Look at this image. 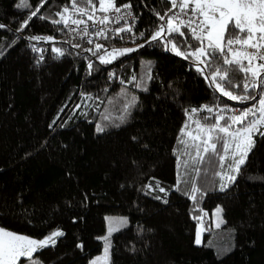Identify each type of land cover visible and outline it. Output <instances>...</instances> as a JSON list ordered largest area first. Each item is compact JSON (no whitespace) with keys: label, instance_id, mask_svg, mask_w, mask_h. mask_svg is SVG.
Listing matches in <instances>:
<instances>
[{"label":"trees","instance_id":"16d2710c","mask_svg":"<svg viewBox=\"0 0 264 264\" xmlns=\"http://www.w3.org/2000/svg\"><path fill=\"white\" fill-rule=\"evenodd\" d=\"M113 2L131 3L136 31L145 34L144 40L161 22L157 13L171 8L165 0ZM19 3L0 0V24L7 25L0 29V227L34 239L62 231L55 246L34 255L40 264H89L102 250L108 216L128 220L127 227L111 233V264H264V137L254 136L245 164L226 190L211 191L219 182V143L217 155L205 153L196 162L190 182L199 189L195 199L175 190L176 149L191 110H198L192 120L203 124L208 115L202 110L208 107L242 110L254 102L223 97L196 70L194 60L165 50L162 42L144 43L130 55L101 65L98 56L132 46L107 39L97 55L85 52L95 45L51 22L60 19L56 13L64 7L70 10L66 17L77 14L71 0H47L40 13L48 19L34 17L27 29L17 32L41 0H30V9L18 8ZM94 6L99 15V0ZM88 7L91 11L93 5ZM189 40L200 46L190 35ZM53 47L65 55L56 58ZM144 63L150 76L140 85ZM218 63L237 68L229 76L240 87L228 90L243 95L245 75L239 66L223 65V57ZM242 63L247 66L248 61ZM137 81L139 88L134 86ZM121 87L136 98L122 124L123 112H115L114 102L109 106ZM105 115L120 126L96 134V125L107 122ZM214 115H209L213 119L208 125L215 123ZM217 208L219 227L212 221ZM199 222L205 228L201 245L195 242Z\"/></svg>","mask_w":264,"mask_h":264},{"label":"snow or ice","instance_id":"6c2138e0","mask_svg":"<svg viewBox=\"0 0 264 264\" xmlns=\"http://www.w3.org/2000/svg\"><path fill=\"white\" fill-rule=\"evenodd\" d=\"M47 0H41L40 6H37L35 10H32L25 20L20 22V27L16 29L17 32H23L30 26L33 18H39L41 20L48 19L40 13L41 7ZM166 3L171 4L172 9H179L174 15L159 16L160 21L166 20V27L161 24L157 30H155L150 36L145 37V43L151 44L152 42H162L165 50H170L175 53L176 56H181L184 59H192L196 62V70L208 80L209 84L221 93L223 97L232 101L244 102L253 101L249 107L236 111L229 107H222L214 109L208 107L205 110L208 113L214 115L215 123L208 125L207 122L213 119L212 116H204L202 119L205 123H201L200 120H196L197 129L203 134V139L199 144L193 146L197 150L196 157L193 158L192 163H196L197 160L203 161L205 159L204 153H212L217 155L219 153L218 143L222 145L224 155H219V162L223 172H216L215 175L220 177L222 183L220 190L224 191L229 187L231 182L236 180V175H232V172L239 173L241 166L245 164L248 152L254 145L253 136L259 135L264 137V95H260V89L264 91V64H255V60H264V44L260 43L264 41V0H165ZM85 4V7H78V4ZM88 5H93L92 10L89 11ZM21 9H30L32 6L30 0H20L17 5ZM133 6L131 3H125L122 6H116L113 0H99V10L105 13L104 16L97 18L95 16L94 0H71L72 13H79L80 15L87 16V21H92L91 27L96 28L97 23L101 25H107L109 22L119 24L121 21H127L129 18L135 19L132 11ZM114 11L118 15L110 17L107 15L109 11ZM69 8L64 7L62 12L56 13L60 19H53L51 22L56 25L64 24L68 27L69 21L73 25H84L80 31L83 35L81 39L87 38V42L92 44L94 41L91 39L89 32V25L86 20L75 19L72 15L66 17L65 14L69 13ZM7 28V25L0 24V29ZM182 29L190 30L188 34ZM105 28L97 29L94 32L96 37L104 35ZM239 32V35L235 33ZM76 31V29H73ZM117 34L120 32H131L132 28L123 27L116 30ZM175 34V35H174ZM259 34V35H257ZM141 36H145L144 33H140ZM199 41L200 46L194 47L189 40ZM183 37V39H179ZM106 38V37H105ZM32 40L40 41H52L53 37H40L32 36ZM205 41L207 44L205 45ZM234 45H240L241 48L236 50ZM145 45H138L142 48ZM186 46V47H185ZM72 47L79 48V44H73ZM103 45L100 43L95 44V49H84L85 52H91L92 55H97ZM227 49V51H226ZM248 49H256L255 53L249 52ZM33 50L37 49L33 46ZM43 51V50H40ZM136 51L133 48L113 49L107 53L108 58L104 55L98 56L101 64H110L113 60H116L119 56H123L127 53ZM52 52L56 53V58L65 55V51L58 47H53ZM229 54L233 59H229ZM223 57V65H238V70L245 75V83L243 85V95L234 94L233 91L228 90L229 87L239 88V84H233L232 79L229 76L230 72L237 71L235 67L224 68L218 62ZM43 59V57H41ZM242 59L248 61L247 66L242 63ZM203 65V67H201ZM93 65L91 62L88 64V69L91 71ZM249 76L252 82H248ZM135 79V78H133ZM227 86V87H226ZM137 87H140L137 85ZM253 91H256V95H253ZM257 96H259L257 102ZM136 104L135 97H132L123 106V113L119 117L120 124L126 119L132 107ZM79 107V105H77ZM197 109H192L189 119H192V115L197 113ZM258 113V115H257ZM108 123H102L96 125L97 133H104L109 126L119 127L120 124L115 123L110 116L105 115L103 117ZM221 121L224 123L221 124ZM239 127H235V126ZM188 126L185 125L181 129V133L185 132ZM135 139V137H133ZM198 137L194 136L193 140H197ZM181 143H186L181 140ZM201 145L202 152H201ZM231 150V162L228 161V153ZM188 164L185 165V176L188 172ZM197 173L199 168L196 169ZM188 183V180L178 181L179 183ZM152 190V186H148ZM159 192L164 193L165 189L156 185ZM199 189L193 184L191 188V196L195 199V194ZM156 199H161L157 196ZM167 202V201H165ZM217 213L221 212L220 208H217ZM222 221H217L216 226L219 227ZM126 225V220L121 219L118 222L116 228H109V236L102 237L105 242V257L107 259V253L110 248L111 233L118 231L119 226ZM64 233L60 230L51 232L48 236L42 239H34L25 235L13 233L0 227V264H17L20 258H28V264H40V261L34 254L41 252L42 250L55 246L57 238L62 237ZM197 244L201 243V230L198 229L196 233ZM78 247H82L78 245ZM21 264L23 262L21 261ZM92 264H101V258L92 261Z\"/></svg>","mask_w":264,"mask_h":264},{"label":"rangeland","instance_id":"374dc122","mask_svg":"<svg viewBox=\"0 0 264 264\" xmlns=\"http://www.w3.org/2000/svg\"><path fill=\"white\" fill-rule=\"evenodd\" d=\"M257 35H259V34H257ZM260 43L263 44L264 41H261ZM206 44H207V41H206ZM137 47L138 46L135 45V46H132L131 48L134 49V48H137ZM106 51H108V50H106ZM127 54L130 55V53H127ZM105 58L106 59L108 58L107 54L105 55ZM230 59H233V57L230 56ZM114 61L115 60H113L112 62H114ZM99 63H100V61H99ZM101 65L106 66L107 64H101ZM142 70L145 71V72H147V73H145V72L142 71V75H141L140 82H139L140 85H141V82L144 80V78L149 79V76H150V70L147 68V64L144 63L142 65ZM137 84H138V81H137L136 85H134V86L137 87ZM127 86H129V85H127ZM132 97H135L133 91H131L128 87H121V93L118 95V97L111 96L110 101H109V106H112L113 105L112 103L114 102L115 112L116 113L123 112V106H124V104L126 102H128ZM133 109H134V107L131 108L130 113L133 111ZM102 123H108V122H102L101 121L99 124H102ZM185 125H187L188 127L185 129V132L184 133H180L179 143H178V146H177V149H176V157H177V185H178V181H182V180H185V179L188 180V183L187 184H185L183 182L179 183V186L176 187L175 190L178 193H180L181 195L189 196V197L192 198V196H191V186H190V182H191V179L193 177V176H191L192 175V172H193V169H194V167L196 165V163H194V164L192 163V160L197 155V150H196V148L193 145L194 144H199L200 143V140L203 139L204 137H203V134L198 131L197 125L195 123V120H192V119L190 120L189 117H188V120L186 121ZM111 127H114V126H109L108 129H107V131L109 129H111ZM96 134H102V133H97L96 132ZM194 136L198 137V139L195 140V141L193 140V137ZM254 136H253V140H254ZM181 140L185 141L186 143H181ZM202 147L203 146L201 145V152H202ZM224 154L225 153L223 152L222 155H224ZM227 155H228V161L226 163H230L231 162V150L229 151V153ZM214 162L215 161H212V164ZM186 163L188 164V169H187L188 174H187V176H185V165H186ZM209 164H211V163H209ZM217 167L219 168V172L225 171V169H222L221 168L220 162H219V164H218ZM231 174L232 175H237V173H235V172H232ZM218 178H219V182L217 184H214L212 186L211 191H221L220 190V186H221L222 181H221L220 177H218ZM216 210H215L214 215H213V218H212V221H213V225L214 226H216L217 221H219L220 215H221L220 212L217 213ZM121 219H125L126 220V225L119 226V230L124 229L125 227H127V225H128L127 218H125V217H115V216H108V217H106V234H105L104 237L109 236V228L110 227L116 228L118 226V222ZM198 229L201 230V243L200 244H197L196 243V244L197 245H201L203 243V235H204V232H205V228H204L202 222H199L198 223L197 230ZM197 230H196V233H197ZM113 232H115V231H113ZM109 239H110V245H111V238L109 237ZM195 239H196V235H195ZM102 241H103V247H102L101 252L97 256L93 257L89 261V264H92V261H95L98 258H101V264H111L110 263L111 246H110V248L108 250V253H107V259L106 260H103L102 259V258L105 257V242H104V240H102ZM23 260L25 262H27L28 261V258H24V257L20 258V260L17 261V264H20V262L21 261L23 262Z\"/></svg>","mask_w":264,"mask_h":264},{"label":"built area","instance_id":"2783aa9c","mask_svg":"<svg viewBox=\"0 0 264 264\" xmlns=\"http://www.w3.org/2000/svg\"><path fill=\"white\" fill-rule=\"evenodd\" d=\"M177 11H179V9H172L168 13V15H174L175 12H177ZM104 15H105V13L100 11L99 15H96V17L99 18V17H102ZM107 15L110 17V20H111L112 17H115L118 14L115 13L114 11L110 10L107 13ZM133 16L135 17V19L129 18L127 21H121L119 24L114 23V22H109L105 26V25H101V24L97 23L96 28L93 29L91 27L92 21H87V16H83V15H80L79 13H77L73 18L82 19V20H86L87 21V23L89 25V32L91 34V39H93V41H94L92 44H89L87 42V38L81 39V36L83 35V33H82V31H80V29H82L84 27V25H80L78 27L77 25L71 24V22L69 21V25L66 28H67V30H68V32L70 34H72L76 38L82 40L87 45H95L96 43H100L101 44L102 42H105L107 39H113L115 41H119L120 43H122L125 46H135V45L138 46V45L144 44L145 40H144L143 36H141L140 33L136 31L137 26H138V19H137L136 15H135L134 11H133ZM161 24H163V25L166 24V20L165 21H161L160 24L157 26V28L155 30H157L158 27ZM129 26L132 28L131 32H120L119 34H117V31H116L117 29L123 28V27H129ZM105 27H106L107 30L105 31L103 36L96 37L94 35V32L97 29H101V28H105ZM73 29H76V31H73ZM188 31H190V30H188ZM233 48L236 49V50H239L241 48V46L240 45H234ZM226 51H227V49H226ZM248 51L252 52V53H255L256 49H248ZM34 56H38L39 61L43 60V59H41V57H40L41 55L40 54L34 53ZM229 56H231V55L229 54ZM253 63H254V65L255 64H262V63H264V60H255ZM232 110L236 111L237 114H238L239 110H237V109H232ZM205 114L209 116V115H212L213 113L210 114L207 111H205Z\"/></svg>","mask_w":264,"mask_h":264},{"label":"crops","instance_id":"0c3cea01","mask_svg":"<svg viewBox=\"0 0 264 264\" xmlns=\"http://www.w3.org/2000/svg\"><path fill=\"white\" fill-rule=\"evenodd\" d=\"M190 3H191V0H190Z\"/></svg>","mask_w":264,"mask_h":264}]
</instances>
